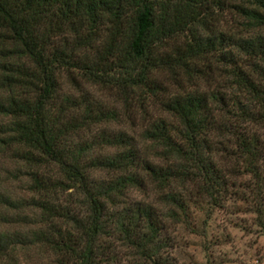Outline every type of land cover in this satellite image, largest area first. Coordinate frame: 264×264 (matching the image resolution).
<instances>
[{"label": "trees", "instance_id": "trees-1", "mask_svg": "<svg viewBox=\"0 0 264 264\" xmlns=\"http://www.w3.org/2000/svg\"><path fill=\"white\" fill-rule=\"evenodd\" d=\"M64 76L125 108L62 92ZM0 116V146L33 168L21 209L35 226L19 243L53 264H177L171 227L205 233L229 204L264 235V0H0ZM123 119L141 124L144 149L105 131L121 150L71 145ZM9 246L0 232V262Z\"/></svg>", "mask_w": 264, "mask_h": 264}, {"label": "rangeland", "instance_id": "rangeland-1", "mask_svg": "<svg viewBox=\"0 0 264 264\" xmlns=\"http://www.w3.org/2000/svg\"><path fill=\"white\" fill-rule=\"evenodd\" d=\"M61 90L79 97L87 94L104 110L114 108L120 112L125 108L116 92L102 85H91L83 79L71 82L66 76L61 78ZM3 96H7L5 92ZM8 122V118L0 116V127ZM141 124L137 126L125 121H109L90 129L72 133L71 145L89 147L92 140L99 145L90 146L88 156L100 157L115 153L114 146L102 145L100 133L105 131L113 136L118 133L130 137L133 145L144 149L146 142L142 138ZM1 130V129H0ZM3 134L0 132V137ZM4 136V135H3ZM33 168L20 159V153L14 148L0 146V232L10 237V248L7 256L0 264H53V256L42 247L31 243L21 245L19 242L24 234H30L35 226L33 210L21 209V204L32 197L29 191L30 176ZM43 172L56 174V168L47 167ZM95 177L104 178L106 172L95 171ZM147 185V184H146ZM70 192V191H68ZM154 188L145 187V194L156 200ZM144 194L136 190L129 192V200L144 199ZM207 220L204 229L194 232L184 226H172L173 247L168 252L177 264H264V235L254 226V217L244 212L242 205H227L215 209ZM199 222L204 219L202 213H197ZM202 226V225H200Z\"/></svg>", "mask_w": 264, "mask_h": 264}]
</instances>
